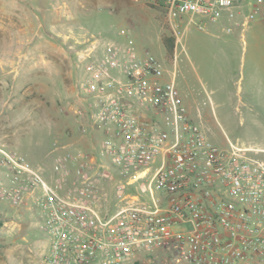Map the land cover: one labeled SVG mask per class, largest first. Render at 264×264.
<instances>
[{"label": "built area", "instance_id": "obj_1", "mask_svg": "<svg viewBox=\"0 0 264 264\" xmlns=\"http://www.w3.org/2000/svg\"><path fill=\"white\" fill-rule=\"evenodd\" d=\"M140 1L161 5L172 26L183 15L187 23L240 15L234 24L245 26L264 6ZM97 49L93 42L80 55L87 59L76 93L82 105L73 108L89 148L55 142L47 180L0 144V201L41 217L46 242L28 264H133L153 252L173 264H264V148L229 139L214 145L151 53L111 41Z\"/></svg>", "mask_w": 264, "mask_h": 264}, {"label": "rangeland", "instance_id": "obj_2", "mask_svg": "<svg viewBox=\"0 0 264 264\" xmlns=\"http://www.w3.org/2000/svg\"><path fill=\"white\" fill-rule=\"evenodd\" d=\"M38 2L0 0V144L45 170V179L53 175L55 142L79 148L92 142L73 108L82 105L76 93L87 59L80 55L93 42L98 49L111 41L151 53L214 145L226 147L229 139L264 148V6L245 26L234 24L240 15L215 22L195 15L190 23L183 15L172 26L161 5L140 0H89L80 17L71 0L47 1L49 11L61 5L56 12H77L68 23L58 12L42 17ZM40 221L0 201V264L36 258L46 242ZM133 264L173 263L153 252Z\"/></svg>", "mask_w": 264, "mask_h": 264}, {"label": "crops", "instance_id": "obj_3", "mask_svg": "<svg viewBox=\"0 0 264 264\" xmlns=\"http://www.w3.org/2000/svg\"><path fill=\"white\" fill-rule=\"evenodd\" d=\"M39 2H38V4L41 6V12L43 13V15H42V17H48V15L49 14H54V15H57L58 16V13H59V18L60 17H65V22L64 23H68L69 22V19H72L73 18V20H75L76 18H77V12L75 13L74 12V14H71V16L70 15H68L67 13H62V12H60V10L59 11H57L56 12V10L57 9H61V5H58L57 7H56V10H54V11H52V10H48V2L47 1H49V0H38ZM71 2L73 3L74 1H72L71 0ZM90 2H89V0H87V2H85V3H77V4H75V2L73 3V5H74V10H79L80 12H79V15H78V17H80V14H81V12L82 11H84L85 9H86V6H88V4H89ZM63 5H65V4H63ZM61 19H64V18H61ZM211 22V21H210ZM229 27H227V30H229L228 29ZM107 42V41H106ZM108 42H110V41H108ZM102 45V44H101ZM101 45L99 46V49H97V55H100L101 53H102V47H101ZM182 98V97H181ZM182 101H183V98H182ZM183 104H184V106H185V109H186V111H187V113H188V115L189 116H191V114H192V108H191V106L190 105H188V103H186V102H184L183 101ZM193 119V118H192ZM201 128V127H200ZM202 129V128H201ZM203 131V130H202ZM204 132V131H203ZM73 147V146H72Z\"/></svg>", "mask_w": 264, "mask_h": 264}]
</instances>
